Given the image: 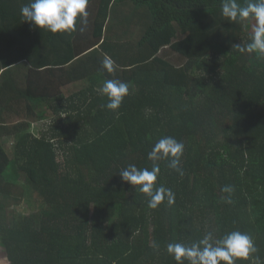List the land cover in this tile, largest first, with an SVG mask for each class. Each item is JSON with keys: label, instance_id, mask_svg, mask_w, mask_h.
I'll return each instance as SVG.
<instances>
[{"label": "trees", "instance_id": "1", "mask_svg": "<svg viewBox=\"0 0 264 264\" xmlns=\"http://www.w3.org/2000/svg\"><path fill=\"white\" fill-rule=\"evenodd\" d=\"M27 3L0 0V264H177L168 243L233 230L264 262V58L233 47L255 21H229L222 0H89L69 36L23 21ZM110 79L129 84L118 114ZM165 136L184 175L159 161L175 203L150 209L119 171L150 169ZM30 193L40 210L9 219Z\"/></svg>", "mask_w": 264, "mask_h": 264}, {"label": "clouds", "instance_id": "2", "mask_svg": "<svg viewBox=\"0 0 264 264\" xmlns=\"http://www.w3.org/2000/svg\"><path fill=\"white\" fill-rule=\"evenodd\" d=\"M89 0H29L24 4L20 13L23 21L53 34L71 36L79 31L83 34L89 24ZM222 15L231 22L243 23L253 19V35L246 46L235 44L233 47L241 53H255L256 57L264 58V0H246L241 5L237 0H222ZM115 62L105 56L103 68L109 73L114 71ZM99 92L108 98L104 105L107 109L117 112L125 97L130 94L129 84L115 79L106 80ZM184 154V144L174 137L160 138L148 153L152 161L151 168H138L135 164H128L119 171L123 182L135 187V190L147 198V206L157 209L161 204L171 206L175 203L174 192L165 186L157 185L161 168L159 161H167V167L183 176L180 167ZM227 193V202L231 203L234 187L225 185L222 188ZM224 199V198H222ZM167 252L172 255L177 264H237L247 261L249 264H264L258 255L259 249L252 236L246 232L233 230L221 238H216L213 232H207L202 239L185 245L183 243H168Z\"/></svg>", "mask_w": 264, "mask_h": 264}, {"label": "rangeland", "instance_id": "3", "mask_svg": "<svg viewBox=\"0 0 264 264\" xmlns=\"http://www.w3.org/2000/svg\"><path fill=\"white\" fill-rule=\"evenodd\" d=\"M180 57L182 58V60H185L182 56ZM166 60H169V59L166 58ZM182 64H184V62ZM39 126L42 127L43 125L41 124ZM37 128L39 127L37 126ZM8 142H9L8 140L5 141V144L9 147L10 142L9 143ZM35 200L36 198L30 193V195L27 198H25L24 201L20 205H17L8 211L9 219H12L13 217H17L21 215L23 216L27 215L31 213L32 211H36V212L39 211L40 210L39 203L36 202Z\"/></svg>", "mask_w": 264, "mask_h": 264}, {"label": "crops", "instance_id": "4", "mask_svg": "<svg viewBox=\"0 0 264 264\" xmlns=\"http://www.w3.org/2000/svg\"><path fill=\"white\" fill-rule=\"evenodd\" d=\"M161 55H164L166 58H168L169 60H171L173 57L176 59V61H177V56L174 54V55H172L171 53H169L168 51H167V49H165V50H163L162 52H161ZM178 60H181V59H178ZM5 141H7V139L5 140ZM9 142H10V144H9V147H11V144H12V142H11V140H8ZM8 142V143H9Z\"/></svg>", "mask_w": 264, "mask_h": 264}]
</instances>
